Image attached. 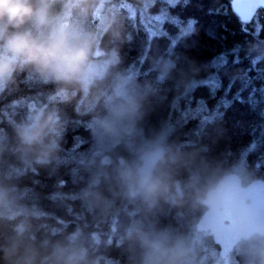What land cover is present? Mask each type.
I'll return each mask as SVG.
<instances>
[{"label": "clouds", "instance_id": "obj_1", "mask_svg": "<svg viewBox=\"0 0 264 264\" xmlns=\"http://www.w3.org/2000/svg\"><path fill=\"white\" fill-rule=\"evenodd\" d=\"M157 7L166 11L163 0H0V264H264L255 206L229 231L226 253L206 258L197 212L221 202L223 185L206 181L196 153L165 130L144 133L150 98L181 74L157 50L145 56L155 74L145 77L125 51L131 25ZM234 47L264 71V37ZM235 78L246 82L247 71ZM81 125L88 146L72 154L67 133ZM70 157L76 210L55 217L25 179Z\"/></svg>", "mask_w": 264, "mask_h": 264}, {"label": "trees", "instance_id": "obj_2", "mask_svg": "<svg viewBox=\"0 0 264 264\" xmlns=\"http://www.w3.org/2000/svg\"><path fill=\"white\" fill-rule=\"evenodd\" d=\"M194 2L186 15L188 0L169 6L173 16L203 14V25L196 18L195 31L189 35H181L176 24L168 20L163 32L151 35L136 23L130 27L132 40L125 51L139 73L145 77L155 75L145 56L157 50L169 55L176 69L181 70L179 79L164 80L158 93L150 98L143 120L144 133L165 130L170 142L194 151L208 182L234 178L241 186L264 183V71L258 69L260 66L249 65L244 51L234 47L254 35L264 37V24L261 28L256 24L264 23V7L249 23H244L232 9L231 0ZM237 69L247 71L246 82L234 79ZM186 83L192 86L186 89ZM66 139L72 154L88 146V132L82 125L70 128ZM76 176L70 157L57 171L30 173L25 183L44 212L63 217L69 208L76 210V202L71 199L77 190ZM207 208L198 210L197 222L207 233L204 253L210 261L221 249L202 223ZM116 222L113 221L112 232ZM108 238L112 240L110 255L118 261V241L114 236Z\"/></svg>", "mask_w": 264, "mask_h": 264}, {"label": "water", "instance_id": "obj_3", "mask_svg": "<svg viewBox=\"0 0 264 264\" xmlns=\"http://www.w3.org/2000/svg\"><path fill=\"white\" fill-rule=\"evenodd\" d=\"M234 0H231L232 9L244 23H249L255 16L259 8L264 7L259 0H235L236 6H233ZM254 3L251 18L244 20L241 18L243 11L242 5ZM223 196L221 202L213 208L208 206L202 223L209 229L224 254L227 251V235L229 231L237 225L239 215L246 211L248 206H255L259 211L264 212V184L239 185L234 178L223 180ZM241 189L243 191H241Z\"/></svg>", "mask_w": 264, "mask_h": 264}, {"label": "rangeland", "instance_id": "obj_4", "mask_svg": "<svg viewBox=\"0 0 264 264\" xmlns=\"http://www.w3.org/2000/svg\"><path fill=\"white\" fill-rule=\"evenodd\" d=\"M177 1L179 0H163L164 6L166 11L161 14L159 12V9L153 11V15L150 17V21L149 22H143V29L146 30L148 32L149 35L153 34V33H160L164 31V23L165 21H172L174 24H176V26H181V25H189L193 28V26H195V23L197 21L196 18H198L199 20V24L203 25V14H201V16H173L170 14V7L169 6H175V4L177 3ZM189 4L187 9L185 10L184 14L186 15L189 11L190 6L194 5V0H188ZM157 17H159V19H157ZM132 18L135 20L136 19V14L135 12H133L132 14ZM183 21V22H182ZM257 21V19H256ZM257 28H261L262 24H264L262 21L261 22H257ZM179 29V28H178ZM259 184H264V183H259ZM226 253V252H225ZM220 254L221 250H220Z\"/></svg>", "mask_w": 264, "mask_h": 264}, {"label": "snow or ice", "instance_id": "obj_5", "mask_svg": "<svg viewBox=\"0 0 264 264\" xmlns=\"http://www.w3.org/2000/svg\"><path fill=\"white\" fill-rule=\"evenodd\" d=\"M259 2L261 4H264V0H259ZM233 6L235 7L236 4H235V0H234V3H233ZM255 4L254 3H247L245 5H242V13H241V18L244 19V20H248L251 18V14L253 12V9L255 8ZM157 19H159V17H157ZM173 43H175V41H173ZM225 103V106H227V101L224 102ZM206 119H211V117H206Z\"/></svg>", "mask_w": 264, "mask_h": 264}]
</instances>
